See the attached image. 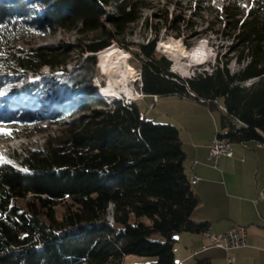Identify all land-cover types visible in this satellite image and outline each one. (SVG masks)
Returning a JSON list of instances; mask_svg holds the SVG:
<instances>
[{"label": "trees", "instance_id": "obj_1", "mask_svg": "<svg viewBox=\"0 0 264 264\" xmlns=\"http://www.w3.org/2000/svg\"><path fill=\"white\" fill-rule=\"evenodd\" d=\"M145 7L141 0H0V72L20 75L23 82L46 67H64L68 56L51 48L25 50L18 42L58 28H80L81 35L92 37L81 48L83 56L112 41L134 55L131 65L142 73L143 87L137 88L145 98L178 96L211 110H220L219 101L228 109L220 110V138L231 144L264 142V0H257L248 14L230 6L225 11L232 20L229 38L240 49L237 60L246 62L244 68L231 74L228 63H218L212 72L187 79L171 72L172 62L157 50L156 40L130 50L126 37ZM184 21L174 19L171 24L178 26L173 29L181 33ZM87 62L98 64L96 56ZM91 86L92 81L73 84L81 97L77 111L89 115L49 136L39 149L0 158V264H124L128 255L178 264L177 236L207 228L192 219L201 198L191 184L180 129L149 121L139 101L92 108L87 99L94 94L87 91ZM12 89L0 83V96ZM30 98L46 101L38 93ZM41 122L31 117L12 123Z\"/></svg>", "mask_w": 264, "mask_h": 264}, {"label": "rangeland", "instance_id": "obj_2", "mask_svg": "<svg viewBox=\"0 0 264 264\" xmlns=\"http://www.w3.org/2000/svg\"><path fill=\"white\" fill-rule=\"evenodd\" d=\"M141 1L143 4L146 2V7L141 10L142 17L140 21L132 26V29L128 33L129 35L126 37V42L132 45L130 50L136 49L138 44H148L150 40L157 41V50L163 54H165L164 50L160 46L175 40L182 41V45L188 50L193 49L200 43H206L209 63L205 66L192 68L189 78L204 71L212 72L218 63H221V66L224 63H228L227 68L231 74H237L246 65V62L240 63L237 60L240 49H236L235 47L237 45L234 44V39L229 38V22L232 20H228L225 11L230 6L235 12L242 11V14H248L257 0ZM168 16L169 21L166 19ZM177 17L185 20L179 25L181 27V33L173 29L178 25L171 24ZM151 26H154V28L151 29ZM156 29H158L159 34H156ZM79 30L80 28L74 30L58 28L43 36L28 35L18 42V47L25 50L40 48L55 49L58 53L64 54V57L68 56L69 62L64 67L58 69L46 67L38 75H28L22 83H17L20 75L0 72V83L8 82L13 88L11 98L9 96L7 100L0 98V102H2L0 104V158H7L15 153L19 154L26 149H39L46 143L49 136L60 135L68 127L70 122L89 115L90 112L88 111H77L76 104L81 100V97L77 96L78 92L73 89V84L78 80L86 83L92 81V86L87 90L88 93L94 91V94L87 98L92 108L104 109L114 107V103L111 102L109 104L107 101H103V97L97 93L98 88L106 86L108 80V77L103 74L100 68V53L115 44L127 52L129 51L122 44L112 41L108 48L99 51V48L96 47L83 56L81 54V48L90 44L92 37L86 38L87 36L81 35ZM129 53L131 55L129 61L132 63L134 55L131 52ZM93 56H96L98 60L96 66L87 62ZM187 62L188 59H185L184 63ZM173 66L174 62H172L171 72H173ZM136 70L138 73L134 85L138 90L137 85L139 84L142 73L140 70ZM175 74L181 76L179 73ZM56 76L57 79H53ZM181 77L187 79L184 76ZM251 84L247 82L245 85L251 86ZM35 93L40 94L46 99L42 106L34 107L32 105L28 109L29 102L33 104L30 100L23 101V104H18V101L22 100L21 97H24L25 94L30 97ZM179 98L176 99L174 96L160 97V102L156 104L150 99L142 101L141 97L137 101H139L142 113L145 114L149 121L174 125L178 128L181 127V124L184 125L181 121L184 123H194V120H196L202 124L205 123L203 119L198 120L199 117H190L189 112H192L194 115L193 108L195 107H192L189 111L190 108L185 103L179 101ZM98 100L104 102L107 107L93 103L98 102ZM5 101L8 103H5ZM120 101L124 102V100ZM152 104L155 105L153 106ZM196 104L210 109L202 103L196 102ZM19 107L21 108L20 110ZM33 109H37L35 114L32 113ZM10 111H16V113L14 114ZM69 112L71 116L64 119L65 114ZM212 112L219 119L221 118L222 112L220 110H212ZM31 117L39 118L38 120L43 122L30 126H18L16 125L17 123H12L27 122ZM53 117L54 119L61 117V119L54 124L51 120ZM38 128H43L44 131L33 137L27 136ZM108 219L111 223L114 222L113 210H111ZM124 264H157V258L128 255L124 260Z\"/></svg>", "mask_w": 264, "mask_h": 264}, {"label": "crops", "instance_id": "obj_3", "mask_svg": "<svg viewBox=\"0 0 264 264\" xmlns=\"http://www.w3.org/2000/svg\"><path fill=\"white\" fill-rule=\"evenodd\" d=\"M178 99V96H174ZM152 100L146 97L144 100ZM181 99V100H180ZM179 101L193 108L190 117L203 119L205 123L181 124L182 147L187 154V168L190 177L199 175L202 179L194 186L201 198L192 219L197 224L209 227L220 236L235 227L247 228V246L225 251L212 246L210 240L200 233H181L174 247L178 264H264V201L260 192L264 189V145L250 142L231 144L232 157H223L215 168L209 159L210 146L221 130L219 119L212 110L195 101L179 98ZM151 103V102H150ZM155 104H152L153 106ZM201 124V125H200ZM183 131V132H182ZM196 253V255H194Z\"/></svg>", "mask_w": 264, "mask_h": 264}, {"label": "bare ground", "instance_id": "obj_4", "mask_svg": "<svg viewBox=\"0 0 264 264\" xmlns=\"http://www.w3.org/2000/svg\"><path fill=\"white\" fill-rule=\"evenodd\" d=\"M160 48L174 62L173 72L186 78L191 76L192 68L205 66L209 63L206 43H200L188 50L182 45V41L175 40L168 44H162ZM130 57V53L117 44L100 53V68L103 74L108 77L107 85L103 86L100 91L103 101L114 103L124 100V103L131 104L132 101L139 98V92L134 85L138 71L131 65ZM185 59H188L187 63H184ZM53 79H57V76ZM190 180L191 184L196 186L193 183V176ZM203 231L200 233L201 235ZM211 243L213 247L220 249V243L217 241H211Z\"/></svg>", "mask_w": 264, "mask_h": 264}, {"label": "built area", "instance_id": "obj_5", "mask_svg": "<svg viewBox=\"0 0 264 264\" xmlns=\"http://www.w3.org/2000/svg\"><path fill=\"white\" fill-rule=\"evenodd\" d=\"M139 85L140 87H143L142 83V77L140 75L139 79ZM139 98L141 97L142 100L145 99V94L142 91H139ZM154 102H158L159 97L158 96H152ZM138 100V99H137ZM135 100V101H137ZM133 103V101H132ZM216 104H218L220 110L223 112H227L228 109L226 106L221 104L219 101H216ZM264 145V142H260ZM245 148H248V143L242 144ZM233 151L231 150V143L228 140L222 139L219 136L216 137L211 146H210V152H209V159L213 163L215 168H218V163L221 158L223 157H232ZM201 177L199 175H193V183L198 184L201 181ZM260 199L264 201V189L260 192ZM261 226L264 227V219L260 222ZM202 236L205 239H208L210 241H217L220 243V249L225 251H233L238 248H242L247 246V228L246 227H235L229 232L217 236L213 234L212 230L210 228H207L205 231H203ZM196 255V253H194ZM234 259L229 258L228 263L233 264Z\"/></svg>", "mask_w": 264, "mask_h": 264}, {"label": "water", "instance_id": "obj_6", "mask_svg": "<svg viewBox=\"0 0 264 264\" xmlns=\"http://www.w3.org/2000/svg\"><path fill=\"white\" fill-rule=\"evenodd\" d=\"M164 53H165V52H164ZM170 61L173 62L171 59H170ZM100 65H101V62H100ZM257 80H258V79L251 80L250 83L253 84V83L256 82ZM252 84H251V85H252ZM100 96H101V94H100ZM101 97H102V96H101ZM127 100H129V99H127ZM107 103H109V102H107ZM115 104H116V102H114V105H115Z\"/></svg>", "mask_w": 264, "mask_h": 264}]
</instances>
